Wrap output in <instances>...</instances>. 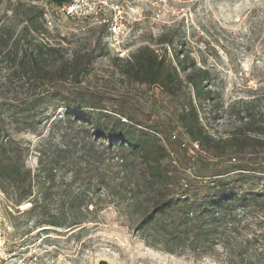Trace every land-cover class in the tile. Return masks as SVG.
<instances>
[{"label":"rangeland","instance_id":"obj_1","mask_svg":"<svg viewBox=\"0 0 264 264\" xmlns=\"http://www.w3.org/2000/svg\"><path fill=\"white\" fill-rule=\"evenodd\" d=\"M122 1L136 5L140 12L136 21L126 22L123 49H129L132 55L146 45L161 52L167 47L170 57L180 52L181 62L176 59L180 67L193 60L199 66L209 67L213 77L211 87L220 89L224 108L214 119L215 114H209L211 102L206 100L201 104L200 115L215 136L229 135L240 123L239 118L230 113L241 106L242 98L253 95V89L264 86V0ZM28 9L43 10L44 16L39 32L31 27L25 31L30 45L23 41L18 45L17 65L21 64L22 51L26 48L28 52L32 50L31 54L41 45L58 50L48 53L49 62L45 64L48 72L39 80L13 71L17 65L9 68L8 61H0V104L50 89L53 77H57L61 80L59 84L65 87L100 90L108 96L129 98L148 113L152 124L161 121L169 126L190 148L185 149L178 142L172 145L176 162L171 158L166 161L173 162L171 168L178 177L194 181V169L200 176L208 171L203 165L201 169L197 164L191 167L196 163L190 159L193 156L204 158L203 162L210 168L217 165L231 168L237 162L208 157L191 144L176 116L179 100L158 86L148 87L123 78L121 69L126 58H120L116 49L108 44L105 24L94 19L67 17L53 0H0V27L11 29L13 39L19 38L23 26L27 25L24 12ZM170 38L175 40L176 50L168 46ZM95 46L98 47L97 57L85 73L67 80L58 75L60 68L75 65ZM188 55L190 58L186 61ZM181 77L185 79L182 71ZM180 92L188 95L192 88L184 82ZM47 128V124H43L36 131L15 128L11 131L12 137L29 149L27 165L33 170L40 163L37 151L41 148L42 131ZM253 162L264 166V161ZM234 174L235 171L230 172L227 177ZM110 184L111 187L102 186L100 190L98 185H91L92 188H88L91 190L77 200L76 207L61 208L66 214H60L67 219L61 227L41 226L35 214L27 213L30 202L16 203L15 198L6 195L0 187V229L8 250L16 252L9 264H99L101 260L109 264H264V197L254 200L247 208H234L224 221L211 223L213 233L207 238L197 239L192 234L185 243L168 247L158 242L153 232L149 234V229L139 230L137 226L140 213L149 207L153 195L148 193L142 199L128 201L122 190L124 175L115 176ZM34 189V193L39 194L36 186ZM76 219L81 222L69 226Z\"/></svg>","mask_w":264,"mask_h":264},{"label":"trees","instance_id":"obj_2","mask_svg":"<svg viewBox=\"0 0 264 264\" xmlns=\"http://www.w3.org/2000/svg\"><path fill=\"white\" fill-rule=\"evenodd\" d=\"M68 1L53 0V3L60 6ZM24 14L27 25L19 38L13 39L11 29L0 27V61H8L9 68L17 65L21 41L30 45L25 31L29 27L41 30L43 10L28 9ZM168 43L176 50L173 38ZM97 49L95 46L75 65L60 68L58 75L67 80L85 73L97 57ZM55 50L58 49L41 45L31 54L32 50L28 52L26 48L21 64L13 71L39 80L47 75L48 53ZM179 56L177 52L170 57L167 47L161 52L146 45L125 60L121 75L148 87L158 86L179 100L178 122L190 140L199 143L200 153L219 161H237L231 165L233 169L222 165L210 168L204 158L193 156L190 159L196 163L191 167L197 164L201 169L203 165L208 171L197 176L194 169V181L179 178L171 168L173 162L166 161L170 158L169 148L174 151V142L190 148L182 145L180 137L172 138L174 131L169 126L161 121L152 124L148 113L129 98L108 96L100 90L65 87L53 77L50 89L0 104V187L6 195L15 198L18 204L30 202L27 213L35 214L41 226L61 227L67 221L61 208L76 207L77 200L91 190L88 189L91 185H98L99 190L102 186L111 187L115 176L124 175L122 190L128 201H137L148 193L153 195L149 207L140 213L138 229H149V234L153 232L157 241L168 247L185 243L192 234L197 239L207 238L213 233L211 223L224 221L234 208H247L254 200L263 198L264 166L253 161H264V86L253 89V95L242 98L241 106L230 113L239 118V125L225 137L215 136L202 121L200 110L203 101L209 100V114H215V119L224 108L221 91L211 87L213 77L209 67L199 66L194 60L180 67L176 63V59L181 62ZM189 58L188 55L186 61ZM184 82L192 88L188 95L180 92ZM43 124L48 128L42 131L41 148L37 151L40 163L33 170L27 165L29 149L13 138L11 131L14 128L36 131ZM233 171L235 174L227 177ZM35 186L39 194L34 193ZM76 220L69 226L81 222ZM99 264L109 263L101 260Z\"/></svg>","mask_w":264,"mask_h":264},{"label":"built area","instance_id":"obj_3","mask_svg":"<svg viewBox=\"0 0 264 264\" xmlns=\"http://www.w3.org/2000/svg\"><path fill=\"white\" fill-rule=\"evenodd\" d=\"M58 9L67 17L79 20H97L101 24H105L108 29V44H111L120 58H128L129 49H123L121 43L126 35V22L129 19L137 20L139 18V10L136 5L130 2L124 3L122 0H69L68 2L58 6ZM172 138H177L174 133ZM195 148L200 149L197 141H191ZM183 146H187L186 142H182ZM170 158H174V151L169 148ZM11 227H8L10 229ZM6 247V237L0 229V264H9L13 255Z\"/></svg>","mask_w":264,"mask_h":264}]
</instances>
